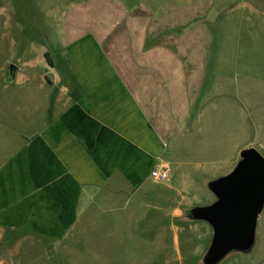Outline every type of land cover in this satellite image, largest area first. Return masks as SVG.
I'll list each match as a JSON object with an SVG mask.
<instances>
[{
  "label": "crops",
  "instance_id": "obj_1",
  "mask_svg": "<svg viewBox=\"0 0 264 264\" xmlns=\"http://www.w3.org/2000/svg\"><path fill=\"white\" fill-rule=\"evenodd\" d=\"M253 2L264 7V0ZM255 23L260 31L250 34L264 43V10ZM158 30L152 28L148 47L136 49L135 44L131 55L122 50L121 57L101 37L71 38L62 55L69 80L54 74L52 81L28 84L18 98L13 97L15 82L0 84L2 128L20 110L30 127L41 122L14 138L17 146L0 152V242L34 236L40 243L62 245L70 235L81 240V234L95 231L97 218H103L104 242L110 234L120 241L128 198L140 191L147 198L176 191L150 178L157 164L168 165L173 181L179 170L176 178L184 184L191 178L184 167L192 160L202 159L206 167L191 176L213 179L234 166L242 149L262 142L264 151V79L253 75L239 81L216 69L209 76L203 43L202 49L184 52L188 40L177 39L171 29ZM189 56L199 59L190 65ZM214 56H220L219 49ZM175 60L190 65L182 81H176L182 68L174 67ZM17 72L12 67L9 74L15 78ZM47 86L55 89L51 104L31 93L46 92ZM188 121L202 129L190 125L183 131ZM150 183L163 190H152ZM182 215L176 205L171 216Z\"/></svg>",
  "mask_w": 264,
  "mask_h": 264
},
{
  "label": "rangeland",
  "instance_id": "obj_2",
  "mask_svg": "<svg viewBox=\"0 0 264 264\" xmlns=\"http://www.w3.org/2000/svg\"><path fill=\"white\" fill-rule=\"evenodd\" d=\"M244 2L255 5V10L243 5ZM254 5L251 0H0V84L11 82L13 86L15 82L13 97L18 98L28 90V84L52 81L54 74L63 81L69 80L64 72L67 64L63 48L69 39L92 34L101 37L103 45L116 55L123 54L122 50L131 55L135 44L136 49L141 44L148 47L152 28L159 29L158 32L171 29L177 39L184 37L188 40L182 45L188 46L182 49L184 52L202 49L203 43L208 56L202 62L207 63L209 76L216 69L221 74L239 77V81L254 79L253 75L263 81L264 43L254 40L250 33L260 31L261 26L255 22L264 7ZM134 33L142 40L139 37L135 40ZM216 49L220 50V56H214ZM196 58L185 61L191 65L197 62ZM189 64L179 65L175 60L174 67L182 68L176 81L183 80L190 70ZM12 67L18 69L15 78L9 74ZM253 68L262 73L249 70ZM46 88V92L32 89L31 93L41 101L46 96V103L51 104L55 89ZM50 110L49 107L48 113ZM22 115L21 110L16 111L8 119V125L0 126V152L14 148V143L17 146L14 140H18L20 133L29 134L41 126L36 121L30 127ZM190 125V121L185 123L183 131L193 126L202 129V125L192 124L191 128ZM261 143L257 142L255 149L264 157ZM205 167L202 159L189 162L184 168L191 178L187 177L184 184L176 178L179 174L176 170L174 181L163 182L175 187V192L150 183L152 190H163L158 198H147L142 191L128 198L120 241L110 234V239L104 242L107 236L101 232L103 218H97L95 231L81 234V240L70 235L62 245L40 243L34 236L2 241L0 264H200L212 230L204 222L185 220L184 214L213 201V195L206 189L210 179L191 176L204 172ZM176 205L183 215L174 219L171 215ZM221 264H264V210L257 222L256 243L251 253L234 254Z\"/></svg>",
  "mask_w": 264,
  "mask_h": 264
},
{
  "label": "water",
  "instance_id": "obj_3",
  "mask_svg": "<svg viewBox=\"0 0 264 264\" xmlns=\"http://www.w3.org/2000/svg\"><path fill=\"white\" fill-rule=\"evenodd\" d=\"M212 203L187 210L184 219L204 222L212 237L200 264H221L234 254L248 255L256 243V227L264 210V157L253 147L225 174L210 179Z\"/></svg>",
  "mask_w": 264,
  "mask_h": 264
},
{
  "label": "built area",
  "instance_id": "obj_4",
  "mask_svg": "<svg viewBox=\"0 0 264 264\" xmlns=\"http://www.w3.org/2000/svg\"><path fill=\"white\" fill-rule=\"evenodd\" d=\"M150 178L155 182H167L169 180V168L165 163L157 164L150 172Z\"/></svg>",
  "mask_w": 264,
  "mask_h": 264
},
{
  "label": "trees",
  "instance_id": "obj_5",
  "mask_svg": "<svg viewBox=\"0 0 264 264\" xmlns=\"http://www.w3.org/2000/svg\"><path fill=\"white\" fill-rule=\"evenodd\" d=\"M187 211V210H186Z\"/></svg>",
  "mask_w": 264,
  "mask_h": 264
}]
</instances>
